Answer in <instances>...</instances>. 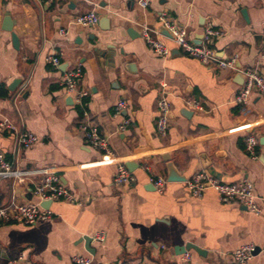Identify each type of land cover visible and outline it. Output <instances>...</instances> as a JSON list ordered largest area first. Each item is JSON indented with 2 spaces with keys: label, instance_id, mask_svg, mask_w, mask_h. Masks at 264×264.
<instances>
[{
  "label": "crops",
  "instance_id": "crops-1",
  "mask_svg": "<svg viewBox=\"0 0 264 264\" xmlns=\"http://www.w3.org/2000/svg\"><path fill=\"white\" fill-rule=\"evenodd\" d=\"M89 12L98 17L95 26L73 23ZM162 15L195 44L207 26L220 30L211 47L224 60L235 57V69L187 57L162 34ZM5 19L11 31L3 29ZM143 27L158 34L168 56L148 48ZM263 39L264 0H151L145 9L137 0H0V123L38 140L24 149L14 131L0 130V155L20 172L56 173L80 203L53 202L46 208L52 218L33 226L0 223V264H73L74 256L91 264H236L231 254L246 245L259 250L246 264H264V99L253 93L246 105L234 101L244 71L264 79ZM48 56L60 65L47 64ZM75 65L82 71L79 89L89 93L83 107L111 156L84 142L82 111L60 86ZM162 99L169 105L164 136L157 132ZM120 100L127 107L115 116ZM123 118L130 124L120 133ZM250 134L258 142L256 159L245 148ZM117 163L134 183L113 184ZM168 163L186 181L199 171L223 183L248 180L262 214L224 205L212 190L191 197L186 181H167ZM150 174L166 179L161 194ZM40 178H0V207L37 203L31 191ZM101 232L105 239L94 240ZM187 244L202 253H182Z\"/></svg>",
  "mask_w": 264,
  "mask_h": 264
},
{
  "label": "built area",
  "instance_id": "built-area-1",
  "mask_svg": "<svg viewBox=\"0 0 264 264\" xmlns=\"http://www.w3.org/2000/svg\"><path fill=\"white\" fill-rule=\"evenodd\" d=\"M222 1V0H216ZM151 0H137V5L145 9L149 6ZM162 27L169 34V41L178 49H180L187 57L197 60L204 66H214L219 69H235L236 58L222 59L218 57L216 51L211 47L213 41L221 35L220 30L213 29L207 26L203 39L200 44H195L187 39L186 31L168 21L162 15L160 17ZM98 17L94 12L78 16L74 18L73 23L82 27H93L97 24ZM141 38L150 50L160 57L169 55L168 47L160 40L158 34L150 28L143 27L140 32ZM261 56L264 58V39L261 43ZM45 62L53 67L60 65V59L57 56H48ZM82 76L80 66H72L68 68L60 82V86L64 92L73 99V103L77 105L83 115V122L80 129L83 133L84 142L101 152L106 156H111L112 152L109 148L108 139L102 135L97 125L90 118V114L83 107L84 100L89 96L88 91L79 89V80ZM244 85L235 96V103L246 105L251 94L255 93L264 99V79L254 70H246L243 72ZM193 109H200L196 102L187 103ZM127 103L124 100L117 102L114 107V115L118 116L122 111L126 110ZM169 105L166 99L159 102V116L157 120V132L164 136L168 126ZM130 124L129 118H123L118 125V132L122 133ZM0 130H11L16 133V144L24 149L31 148L37 143V137L30 133H21L8 122L0 123ZM258 142L254 135L250 134L245 140V148L252 159H256V146ZM150 172L149 168H146ZM40 176L38 182L33 183L32 195L37 199V203H17L11 202L7 206L0 207V223L15 222L24 226H33L38 222H45L52 218L53 214L49 209L41 207L43 202L63 201L68 204L80 205L74 196L61 183L59 177L54 172L39 171V172H20L12 169V167L0 155V178H9L17 183H23L30 180V175ZM135 182L133 174L123 165V163L115 164V175L113 184L117 187H124ZM149 183L154 190L161 194L167 184L165 178L161 176H149ZM186 190L191 197L200 198L207 191L215 192L218 201L224 205H232L234 203L245 207L246 210L254 215L262 214L261 208L257 204V198L254 194L253 185L248 180H242L239 183H223L214 179L205 171L195 173L189 180L185 182ZM94 240L102 242L105 235L101 232L96 234ZM255 248L252 245L242 246L235 250L232 254V260L236 264H246L251 258ZM191 256L185 254L183 260L190 261ZM73 264H91V259L88 257L74 256ZM8 264H17V261H10Z\"/></svg>",
  "mask_w": 264,
  "mask_h": 264
},
{
  "label": "water",
  "instance_id": "water-1",
  "mask_svg": "<svg viewBox=\"0 0 264 264\" xmlns=\"http://www.w3.org/2000/svg\"><path fill=\"white\" fill-rule=\"evenodd\" d=\"M4 21L7 23V26H5V28H3V29L6 30V31H11L10 30V22H9V20L5 19ZM162 34L164 36L168 37V38L170 37L168 32H167V30L164 27H162ZM12 40H13L14 47H16L17 38L15 37L14 34H12ZM261 142L263 143L264 139L261 140ZM167 181L168 182H184L186 180H185V178H183L182 176L179 175V173L177 172L176 168L171 163H168L167 164ZM50 204H51L50 202H43V203H41V207L48 208L50 206ZM89 241H90L89 238H86V237L84 238L85 247H86L87 250H88L87 247H88ZM189 250H193V251L197 252L198 254L202 253L201 250H199L196 246L191 245V244H187L186 246L181 248V252L182 253H185V252H187ZM258 251H259L258 249H255L254 253L256 254Z\"/></svg>",
  "mask_w": 264,
  "mask_h": 264
}]
</instances>
